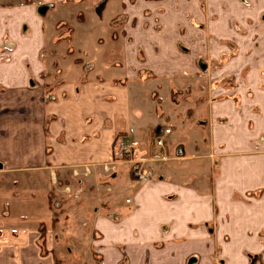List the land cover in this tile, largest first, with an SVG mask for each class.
Listing matches in <instances>:
<instances>
[{
  "label": "crops",
  "instance_id": "crops-1",
  "mask_svg": "<svg viewBox=\"0 0 264 264\" xmlns=\"http://www.w3.org/2000/svg\"><path fill=\"white\" fill-rule=\"evenodd\" d=\"M246 2H0V178L18 175L23 183L20 217L0 186V210L9 209L0 211V264H60L67 212L52 210L50 183L41 179L52 170L74 184L73 170L83 166L91 172L83 180L86 204L71 214L85 228L68 235L79 240L87 232L99 264H264V116L255 115L247 94L240 107L205 101L203 75L191 76L205 66L206 33L228 39L237 48L232 73L263 92L256 99L264 105V0ZM206 17L218 23L204 27ZM219 46L217 60L232 52ZM222 116L229 128L214 124ZM164 127L172 132L161 147ZM180 130L199 132L202 149L206 134L216 170L179 157L196 150ZM121 139L134 146L147 181L133 178L129 164L103 170ZM112 183L128 190L119 206ZM64 187L56 188L60 197L71 184Z\"/></svg>",
  "mask_w": 264,
  "mask_h": 264
},
{
  "label": "rangeland",
  "instance_id": "rangeland-1",
  "mask_svg": "<svg viewBox=\"0 0 264 264\" xmlns=\"http://www.w3.org/2000/svg\"><path fill=\"white\" fill-rule=\"evenodd\" d=\"M3 1V0H1ZM0 1V2H1ZM243 1L244 4H248V2H246L247 0H241ZM207 21H209L208 23H204V27L207 26V24H211L214 25L215 23H218L219 18H215V17H206ZM264 20V17H263ZM52 21L51 18L47 17V22ZM264 22V21H262ZM136 23V22H135ZM232 28L234 27L236 30L242 32L241 27L235 23L232 20H229L228 23ZM198 26V24L196 25ZM208 27V26H207ZM69 35H72L71 33H68ZM59 37L62 38V33L59 32L58 34ZM57 36V37H58ZM207 37V42H206V46H207V51H206V57H205V66L204 68H201L200 71L201 73L196 74V75H191L192 77H199L201 75H203L204 80L206 81L207 84V93L204 96H207L205 99V101L207 100L208 102L212 103L211 101H219L225 104L226 101L229 100H235V103L237 104V107H240L243 103L245 105V101H244V96L247 94L248 100H249V104H253V112L255 113V115H262L264 116V105L258 103L257 99H260V97H262V95H258V92H251V90L249 88H246V85L249 83L247 82V84L243 81H239L235 78V74H233L235 72L234 68L231 69V65L229 64L231 59L233 57L236 56L237 52V48L236 46L228 40V39H221V38H217L215 39V35L214 34H210L209 32L206 33ZM219 44H227L229 46V48L232 49V52H229L227 50L226 52L220 53V57L218 60L215 59V57L212 55L213 51H215L216 48L220 47ZM215 52H218L217 50ZM211 56V57H210ZM233 72V73H232ZM144 77H147L148 79H150L152 76L151 74H149L148 72L144 73ZM142 77V78H144ZM206 85L203 87V91L205 90ZM264 89V86H263ZM247 90V91H246ZM192 91H193V87H191L189 89V93L191 94L192 97ZM264 91V90H263ZM158 93H155L153 98L156 99L158 98ZM203 98V97H201ZM200 98V99H201ZM257 98V99H256ZM194 98L192 97L191 100H193ZM148 99H146L145 97L143 98V107H148L149 106V102H147ZM203 99H201L202 101ZM260 102V100H259ZM193 116V111H189L188 113V117ZM205 121L207 120V116H205L204 118ZM214 120V124H224L226 125L227 128H229V118L228 117H220L217 121L216 119ZM213 123V122H212ZM195 125L196 126H200L199 121L195 120ZM253 127L256 128V124L253 121L251 124ZM182 135L181 138L182 139H186L189 137V139H194L195 144H193L190 148L192 150L195 151H188V153H186V151L184 150V152H181V154L179 155V157H181L182 159H185V161H187V159H190L192 161L193 160H204L202 161L204 168L209 167V166H213V168H215L218 165L217 159H215V157L211 154V147L210 144L208 143L209 140L206 137V134L204 133L202 135L203 139L205 140V144L204 146H206L205 149H202V146H200L199 144H201L199 142V132H197L195 134V136H193V134L188 133L187 131H181ZM182 147V146H181ZM212 160V161H209ZM190 161V162H191ZM212 162V163H211ZM210 163L212 165H210ZM103 170H104V166H102ZM73 174H74V184L71 183V181L69 180V178L67 177V175H59L56 176L54 174V172L52 170H47L46 171V177L42 178V182H49V186H47L48 189V198L50 200L49 205L52 208L53 211H55L57 214L61 212H67V216L64 219V230H65V236L64 237H59V239L57 240V245L58 248L60 249V252L63 253L62 257H61V261L60 264H99L100 260L98 258V256L96 254L93 255L92 252V247L90 245V240L89 237L87 235V232H83L84 234L82 235L81 238H79V240H76L75 238H69L70 232H73L74 230H76L78 227L79 228H85V225H80V222H76L75 220H77L78 218H74L73 215L71 213H73L75 211L76 208L79 207H83L85 206L84 204H86V201L84 200V196H85V190L88 189L87 184L84 181H86V177H88L89 175L91 176V172L90 170H88V167H82L81 169H79V171H74L73 170ZM61 176V178H60ZM213 177H209V180L212 181ZM84 180V181H83ZM81 181L82 184H81ZM84 183V184H83ZM22 178L18 175H14L13 177H1L0 178V186L4 187V191L5 188H7L6 191H8V196L11 198V200H13L14 202V209H13V214L18 217H20L22 215V208L19 205V207L16 206V200L20 199V194H21V187H22ZM66 184H71V188L70 189H66L65 191H63L65 195H63L62 197H60L56 191L57 187H64V185ZM37 185V183H35V186ZM43 183L41 184V186L43 187ZM112 185L114 186L115 183H112ZM65 189V187H64ZM115 191L112 193L114 200H116V202L118 203V206L120 205V203H124L125 202V198L128 195L127 194V187L125 185V183H123V185L118 186L115 185L114 186ZM11 191H13V194H11ZM69 197L68 199H65ZM63 200H62V199ZM72 198V199H71ZM80 198V199H77ZM20 202V201H19ZM132 205V204H130ZM59 208H62L59 209ZM60 210V211H59ZM2 213L7 214L9 212V209L6 208H1ZM55 213V215H56ZM76 214V213H73ZM59 215V214H58ZM81 218V216L79 217V219ZM78 221V220H77ZM78 226V227H77ZM78 228V229H79ZM83 238V239H82ZM69 249H72V251H69Z\"/></svg>",
  "mask_w": 264,
  "mask_h": 264
},
{
  "label": "built area",
  "instance_id": "built-area-1",
  "mask_svg": "<svg viewBox=\"0 0 264 264\" xmlns=\"http://www.w3.org/2000/svg\"><path fill=\"white\" fill-rule=\"evenodd\" d=\"M171 128H162L157 135V145L165 147L166 140L165 137L171 134ZM116 160L104 165L106 172H115L116 165L119 163L129 164L131 166L133 178H136L140 182L147 181L151 176L150 173L145 172L143 163L137 160L135 156L134 146L127 141L121 139L118 140L115 148Z\"/></svg>",
  "mask_w": 264,
  "mask_h": 264
},
{
  "label": "trees",
  "instance_id": "trees-1",
  "mask_svg": "<svg viewBox=\"0 0 264 264\" xmlns=\"http://www.w3.org/2000/svg\"><path fill=\"white\" fill-rule=\"evenodd\" d=\"M45 228H41V247L43 250V254L45 253ZM56 264H59V262L57 261Z\"/></svg>",
  "mask_w": 264,
  "mask_h": 264
}]
</instances>
